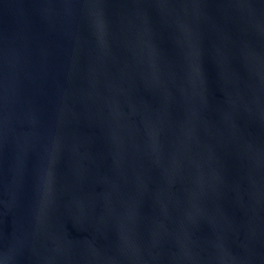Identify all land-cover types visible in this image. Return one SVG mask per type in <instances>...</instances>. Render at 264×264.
I'll list each match as a JSON object with an SVG mask.
<instances>
[{"label":"water","instance_id":"95a60500","mask_svg":"<svg viewBox=\"0 0 264 264\" xmlns=\"http://www.w3.org/2000/svg\"><path fill=\"white\" fill-rule=\"evenodd\" d=\"M0 264H264V0H0Z\"/></svg>","mask_w":264,"mask_h":264}]
</instances>
